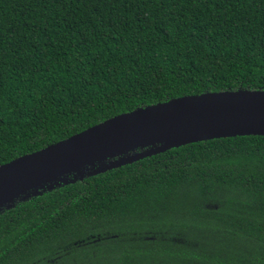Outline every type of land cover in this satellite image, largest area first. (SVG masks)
Returning a JSON list of instances; mask_svg holds the SVG:
<instances>
[{"label": "trees", "instance_id": "obj_1", "mask_svg": "<svg viewBox=\"0 0 264 264\" xmlns=\"http://www.w3.org/2000/svg\"><path fill=\"white\" fill-rule=\"evenodd\" d=\"M240 90L264 91V0H0V166L136 109ZM144 150L0 209V264H264V136L92 175Z\"/></svg>", "mask_w": 264, "mask_h": 264}, {"label": "water", "instance_id": "obj_2", "mask_svg": "<svg viewBox=\"0 0 264 264\" xmlns=\"http://www.w3.org/2000/svg\"><path fill=\"white\" fill-rule=\"evenodd\" d=\"M264 136V91L204 93L124 113L0 166V209L43 183L138 149L101 174L171 149L215 139Z\"/></svg>", "mask_w": 264, "mask_h": 264}]
</instances>
